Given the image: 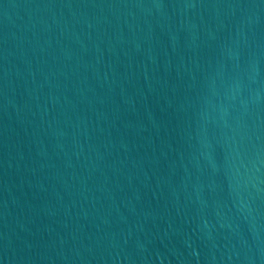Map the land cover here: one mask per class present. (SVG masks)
Listing matches in <instances>:
<instances>
[{
  "label": "water",
  "instance_id": "1",
  "mask_svg": "<svg viewBox=\"0 0 264 264\" xmlns=\"http://www.w3.org/2000/svg\"><path fill=\"white\" fill-rule=\"evenodd\" d=\"M0 264H264V0H0Z\"/></svg>",
  "mask_w": 264,
  "mask_h": 264
}]
</instances>
